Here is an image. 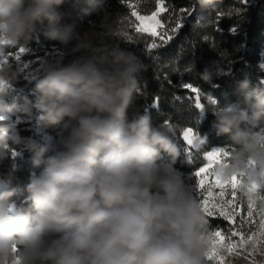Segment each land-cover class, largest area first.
<instances>
[{
	"label": "clouds",
	"instance_id": "9594fccd",
	"mask_svg": "<svg viewBox=\"0 0 264 264\" xmlns=\"http://www.w3.org/2000/svg\"><path fill=\"white\" fill-rule=\"evenodd\" d=\"M63 3L0 0V51L22 47L38 28L65 46L58 59L41 63L30 90L34 100L24 97L19 107L15 99H0V160L13 148L16 155L31 150L40 169L29 176L27 207L12 198L14 167L0 174V264H208L209 220L193 184L176 168L182 152L174 126H153L147 111L127 115L141 56L122 45V27L107 0H87L84 14L98 19L83 32L62 23ZM226 74L216 61L201 76L217 87L213 77ZM5 76L19 79L20 72L0 66ZM235 94L223 104L209 100L216 134L230 140V155L216 171L264 183L258 172L264 168V89L244 78ZM33 107L37 123L58 129L40 144L15 127L32 119Z\"/></svg>",
	"mask_w": 264,
	"mask_h": 264
},
{
	"label": "trees",
	"instance_id": "16d2710c",
	"mask_svg": "<svg viewBox=\"0 0 264 264\" xmlns=\"http://www.w3.org/2000/svg\"><path fill=\"white\" fill-rule=\"evenodd\" d=\"M160 4L165 9L161 15V34H165V39L172 37L167 44H161L159 37H152L149 33H137L139 24L132 15L133 11L143 16L151 15ZM87 7V0H64L61 11L67 15L62 23L73 24L76 31H85L91 22L98 19L96 13L84 14L83 10ZM106 7L119 20L122 31L133 36L131 42L124 36L121 43L136 51L143 65L137 74V94L127 115L132 118L136 112L142 114L147 111L153 126L163 122L174 126V139L182 152L176 168L194 183L190 178L202 165L207 152L215 147L230 149L228 136L216 134L213 114L208 111V98H217L221 104L235 101L238 98L235 94L236 81L244 78L250 80L251 88L264 89V69L261 66L264 61V0H212L210 7H201L198 0H107ZM154 41L161 46L147 51L146 44ZM73 43L70 42L68 47ZM22 47L29 50L22 56L23 63H27L43 49L61 51L65 46L59 40L50 39L44 29L38 28ZM20 48L16 46L3 51L11 54L12 50ZM33 51L35 53L30 54ZM216 61L221 62L228 74L213 77L212 83L218 85L213 87L201 74L206 70L213 71ZM9 65L19 71L15 62ZM35 81L25 78L22 72L19 79H11L10 76L0 78V99L7 102L15 99L18 106L23 107L24 97L34 100L30 90ZM184 84L192 87L185 89ZM157 97L158 106L153 107ZM197 102L203 105L204 114L196 108ZM32 112V119L16 122L20 135L32 138L38 144L43 143L45 135L54 137L57 127L42 120L37 123L40 113L34 107ZM188 127H192L201 139L207 136L200 149H190L183 141V131ZM33 156V151L22 150L18 155L10 154L0 160V174L14 167L15 192L12 198L25 207L28 206L26 186L29 176L40 170L34 167ZM205 215L210 225L223 233L232 229L233 225L224 217Z\"/></svg>",
	"mask_w": 264,
	"mask_h": 264
},
{
	"label": "rangeland",
	"instance_id": "374dc122",
	"mask_svg": "<svg viewBox=\"0 0 264 264\" xmlns=\"http://www.w3.org/2000/svg\"><path fill=\"white\" fill-rule=\"evenodd\" d=\"M164 11V5L160 4L156 12H154L156 13L155 17H153V14L148 16L138 14L139 16L144 18L143 21L138 20L136 16L135 18L138 21L139 27H144L145 25H153L157 33L156 37H159L162 33L163 28L161 15ZM154 21H159V23L154 24ZM0 53L3 54L2 56H0V59L6 60L5 65H9L10 63L15 62L16 65H18L17 67L19 69V72H22L24 77L27 79H37L40 75L39 68L41 63L45 61L56 60L61 55H63V52L57 49H43L42 52L35 55V57L31 59L30 62L23 63L24 57L22 56L29 53V50L27 49L24 53H19V49L17 51L12 50L11 54L4 53V51H0ZM33 53L35 52L33 51L30 54ZM18 54L20 55V60L17 61L15 57ZM261 66H264V61L261 63ZM262 68L264 69V67ZM199 139L201 138L199 137ZM203 144H201L199 148L194 147V149H200ZM223 149L228 150L226 148ZM203 158L204 161L200 167H204L206 164L207 167L205 169V172L201 174V177L199 179H202L205 183L201 187V189L198 190V192L203 194V197L206 201L205 206H208V204L210 203L219 204L221 199H223L224 201H230V203L226 204L222 209H218V213L216 214L220 217L222 216L225 218V216L219 215V211H222L228 217L227 220L230 221L233 225L230 232L223 233L222 231L214 228L209 223L211 233L219 232V235L214 236L215 241L219 242L220 244L227 245L234 250L233 254L226 257L227 264H253V261H255L256 264H264V255H261L259 251H253L249 247V244L251 243L249 237H251L252 239H256L259 234V229L257 227L260 222V209L257 207L259 201H257L256 205H254L253 207V216L249 217L246 196L237 193L236 197H232L230 194L226 193L223 197H221L219 188L215 186V181L217 178L216 175H209V173H211L213 169L217 168V164L207 161L205 159V155ZM217 160H219V155L217 156ZM205 189L209 190L205 191ZM197 198L200 199V196L197 195ZM245 241H247V243H245ZM241 245L243 246L241 247ZM260 247L261 245L258 243L257 249H259ZM237 251L240 254H235V252ZM209 264H211V262H209Z\"/></svg>",
	"mask_w": 264,
	"mask_h": 264
},
{
	"label": "snow or ice",
	"instance_id": "6c2138e0",
	"mask_svg": "<svg viewBox=\"0 0 264 264\" xmlns=\"http://www.w3.org/2000/svg\"><path fill=\"white\" fill-rule=\"evenodd\" d=\"M133 16H136L138 20L143 21V17L139 16L137 12L133 11L132 12ZM156 13H153V17H155ZM159 21H154V24H158ZM180 25H178V28ZM178 28L176 30H178ZM175 31V30H174ZM235 31V29H233ZM136 32L139 34L143 33H149L152 37H156L157 33L155 31V27L153 25H145L144 27H139L137 26ZM123 35L126 37L128 41H133V36L128 35L126 32H123ZM171 36H168L167 39H165V34H161L159 36V39L161 41V44H167L168 41L171 39ZM161 44H157L155 41L151 44H146V50L151 52L152 49L158 48L161 46ZM26 51L25 48L21 47L19 49V53H24ZM3 54L0 53V56ZM16 60H20V55L18 54L16 57ZM6 60L5 59H0V66L5 65ZM264 67V66H262ZM183 87L185 89L191 88V85L184 84ZM195 91V89H193ZM211 100V97L208 98ZM158 100L159 98H156V103H154L152 106L157 107L158 106ZM196 108L200 110V113L203 114L204 108L203 105L200 104L199 102L196 103ZM183 141L186 142V144L189 146V148H194L196 147V141L199 139L198 135L194 132L192 127H188L183 131ZM204 142L202 141L201 144ZM13 156L16 155L15 152L12 153ZM190 155V153H189ZM219 155V160H217V156ZM230 155V149L225 150L223 148H213L211 151L207 152L205 154V159L209 161L210 163L214 162L217 165L219 163H222L226 160V158ZM249 166L253 171H257V166L255 162H250ZM207 167V164L204 167H200L197 171H195L194 175L191 176V180H194L193 184V190L195 191L196 195L200 196V204L202 207V210L204 213L207 214V216L212 217L218 213V209H222L226 204L230 203V201H224L221 199L219 204L216 203H210L208 206H205V199L203 197L202 193H199L198 190L201 189V187L204 185V181L202 179H199L201 177V174L205 172V169ZM259 175L264 177V168L258 170ZM215 174L216 175V181H215V186L219 188L220 190V196L223 197L226 193L230 194L232 197H236L237 193L246 196L247 198V208H248V215L249 217L253 216V207L256 205V202L259 201V204L257 207L260 209V222L257 225L259 229V234L256 239H252L249 237V240L251 243L249 244V247L253 251H259L261 255H264V183L257 184L255 182L252 183H246L244 174L241 173L239 175H233L230 178H223L221 177L216 169H213L209 175ZM211 187V186H210ZM209 189H205V191H208ZM219 215L225 216V219L228 217L222 212L219 211ZM212 235V240H211V246L209 248V251L206 254V259L211 264H227L226 262V257L230 256L233 254V248L220 244L219 242L215 241L214 236L219 235V232L216 233H211ZM247 243V241H245ZM260 244L261 247L257 249V244ZM243 245H241L242 247ZM235 254H240L238 251L235 252ZM253 264H256L255 261H253Z\"/></svg>",
	"mask_w": 264,
	"mask_h": 264
}]
</instances>
